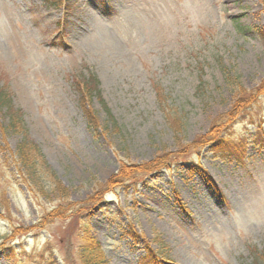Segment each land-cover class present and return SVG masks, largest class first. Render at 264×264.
I'll list each match as a JSON object with an SVG mask.
<instances>
[{"label":"rangeland","instance_id":"374dc122","mask_svg":"<svg viewBox=\"0 0 264 264\" xmlns=\"http://www.w3.org/2000/svg\"><path fill=\"white\" fill-rule=\"evenodd\" d=\"M220 63L259 92L264 0H0V85L65 191L49 175L31 190L12 152L20 135L0 130V264H82L91 244L105 264H257L264 93L237 109V150L217 156L201 137L237 98ZM90 74L103 101L86 104L94 129L74 88ZM162 157L166 167L139 170ZM84 202L75 218L68 205Z\"/></svg>","mask_w":264,"mask_h":264},{"label":"trees","instance_id":"16d2710c","mask_svg":"<svg viewBox=\"0 0 264 264\" xmlns=\"http://www.w3.org/2000/svg\"><path fill=\"white\" fill-rule=\"evenodd\" d=\"M53 1V0H51ZM220 69L223 74L225 83L228 85H232L235 88V91L237 93V98H235V105L233 106V109L229 111L226 114V121L224 124L221 123H214L209 132L201 137V143L202 145L208 144L211 139L215 140V148L213 149V152L217 156H226L230 151L233 152V150H237V147L234 144V135L231 133L229 129L231 123L238 118L239 115H241V111H238V108L245 109L247 106L252 105L253 101L256 97H258V94L264 93V81L259 86V92L250 93L244 89L241 82L239 81L238 76H233L230 74V72L223 66L222 63H220ZM74 88L77 90L79 94V105L81 107L83 116L87 122V126L90 129L96 128L97 125V119L95 116V113L93 109L89 106H87V101L91 100L93 96H97V98L103 103L99 93H98V80L93 75L90 74L86 77H82L81 79H78L77 82L74 83ZM0 110H2V113L5 117H7V124L2 127L0 125V130L7 131L11 133H15L20 135V140L15 145V150L12 151L13 155L15 156V163L19 167V169H23V172L25 171L24 175L22 176H29V178L25 177V183L30 187L31 190L36 188L38 186V189H42L46 184L44 179L41 181H38L40 183H35L38 177L45 178L46 175H49L50 178L48 182H51L53 185V191L57 192H65L63 189H61L60 183L58 180L54 177L52 171L50 170L48 164L46 163L44 156L38 147V145L29 137V134L27 132V129L24 124V120L22 117V113L20 110L16 109L13 105L12 98H11V91L8 87V85H0ZM236 114H239L237 117ZM247 115L246 113L242 115L243 117ZM167 123L169 126H171L174 131L181 132L182 125L180 123V120H175L171 114L168 112L166 115ZM5 148L6 145H5ZM163 160L155 159L154 161L139 165L140 171H152L154 169H160L162 167H166L167 163L164 157H162ZM130 172L129 167H125V170L115 173L109 180V185L106 183V186H114L116 184H119L123 182V179L128 176ZM37 176V177H36ZM122 178V179H121ZM105 187V184H104ZM33 188V189H32ZM97 197H99V193H95V195H92L87 199L88 204L95 203L97 200ZM79 204L71 203L68 205V211L71 212L75 218L79 215V213L84 211L85 208V202L81 205L77 206ZM77 206V207H76ZM65 207V206H64ZM64 207H61L59 204L58 208L53 209V211H50L48 214L50 218L52 217H58L60 213L65 209ZM74 210H73V209ZM68 212V213H69ZM88 244V243H87ZM46 248V247H45ZM50 248V247H49ZM84 249V250H83ZM48 250V249H47ZM83 250V251H82ZM149 250V249H148ZM81 251V256L83 258L82 264H105L104 260L100 258L98 254V246L96 244L86 245L84 246ZM150 252V250H149ZM255 260L258 264H264V251L260 252L256 257ZM149 262H155L153 254H150L149 256Z\"/></svg>","mask_w":264,"mask_h":264},{"label":"bare ground","instance_id":"6f19581e","mask_svg":"<svg viewBox=\"0 0 264 264\" xmlns=\"http://www.w3.org/2000/svg\"><path fill=\"white\" fill-rule=\"evenodd\" d=\"M86 15H87L88 18H91V17L94 16L91 11H88Z\"/></svg>","mask_w":264,"mask_h":264}]
</instances>
